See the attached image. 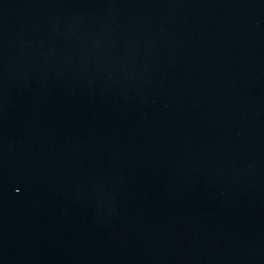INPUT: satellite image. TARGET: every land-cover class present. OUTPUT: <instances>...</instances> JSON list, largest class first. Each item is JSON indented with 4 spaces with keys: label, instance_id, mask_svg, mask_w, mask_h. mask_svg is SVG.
<instances>
[{
    "label": "water",
    "instance_id": "obj_1",
    "mask_svg": "<svg viewBox=\"0 0 264 264\" xmlns=\"http://www.w3.org/2000/svg\"><path fill=\"white\" fill-rule=\"evenodd\" d=\"M0 264H264V0H0Z\"/></svg>",
    "mask_w": 264,
    "mask_h": 264
}]
</instances>
